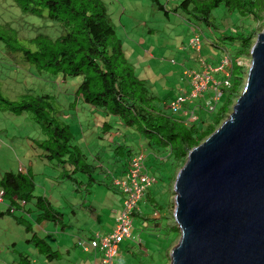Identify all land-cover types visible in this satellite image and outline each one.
I'll return each mask as SVG.
<instances>
[{"label":"trees","instance_id":"trees-1","mask_svg":"<svg viewBox=\"0 0 264 264\" xmlns=\"http://www.w3.org/2000/svg\"><path fill=\"white\" fill-rule=\"evenodd\" d=\"M156 4L164 12L169 25H172L171 17H177L180 14L178 8L182 7L181 13L192 16L210 34H218L228 42L229 47L223 51L218 62L226 57L233 60L249 56L254 35L259 33H255L254 26L264 18V0H184L172 11L158 2ZM170 13L179 14L169 16ZM17 22L22 26L15 27ZM192 26L194 29L191 38L198 34L201 48L204 45H214V41L207 40L206 32L195 24ZM125 45L117 37L115 26L101 0H0V51L13 61L15 71L20 75L18 81L21 82V92L18 94L14 95L12 92L13 96L5 97L0 91V111L17 116L26 114L42 129L45 139L35 147L54 166L57 175L59 174L57 181L68 184L73 192L82 193L83 202L93 194L95 186L103 185L101 180L93 178L97 167L100 168L98 173L104 177L109 174L107 169L100 166L101 152L109 154L110 161L120 164V178L126 174L132 160L139 155L138 151L131 152L125 135L128 137L137 134L138 140L145 142L147 148L157 149V154L162 153L163 158L170 156V171L174 173L176 168L180 169L184 165L188 152L216 130L228 113V110L216 113L215 107L210 112L215 115L208 118L206 125L203 121L188 125L175 118L172 114L175 111L167 100L151 93L150 86L135 73L132 64L128 62ZM188 47L187 44V49ZM191 51L200 55V51ZM237 67L244 66L240 67L232 61L223 69L230 77L231 86L227 89L232 88L234 70ZM186 71L199 72L193 69ZM214 76L216 79L224 78L222 73ZM41 83H62L66 87L72 85L64 89L62 98H59L52 89H44L39 93L31 89V86ZM185 84L188 88V84ZM239 85L242 86L241 82ZM238 92H232L233 100L231 98L228 103L230 110L239 97ZM65 93H71L73 101L68 102L64 97ZM76 104H81L84 112L90 115L97 113L101 118L100 135L97 133L95 140L99 148L96 149V145L89 152L82 148L84 136L81 128L80 143H77V133L75 135L65 122L69 114L61 110V106L67 105V109L73 114ZM184 108L185 106L180 107V111ZM198 112L202 113L197 109V114ZM101 134L106 136L101 137ZM104 146L108 147L107 150L103 149ZM140 153L145 162L142 147ZM119 154H125L124 164L123 157L118 156ZM173 178L168 176L169 181ZM33 181L29 169L24 173H5L0 178V193L7 206L4 211H0V217L22 211L26 215H34L33 222L36 226L50 221L59 225L63 215L53 210L45 198L33 196ZM112 181L111 188L110 185L105 186L108 190H114ZM72 185L75 186L74 190ZM116 189L120 192L117 187ZM148 191L144 196L148 195ZM18 202H23V206L20 207ZM147 202L152 211L143 221H155L151 227L152 232L162 234L166 231V236L170 235L169 231L176 233L174 224L170 228L164 225L163 220L168 218H163L162 212L167 205H159L154 199ZM29 205L32 207H28ZM14 221L24 227L26 234H30L27 242L33 246L37 256L48 262L61 261L62 255L51 250L44 239L32 232L29 219L18 216L14 217ZM138 248L131 256L141 258L142 264L152 262L153 254L143 250L142 245ZM32 262L28 256H20L17 264H33Z\"/></svg>","mask_w":264,"mask_h":264},{"label":"rangeland","instance_id":"rangeland-1","mask_svg":"<svg viewBox=\"0 0 264 264\" xmlns=\"http://www.w3.org/2000/svg\"><path fill=\"white\" fill-rule=\"evenodd\" d=\"M101 1L107 8V13L115 26L117 37L123 44H126L125 46H129L127 59L132 64L133 69H135V73L138 75L139 70L143 74L142 79L150 86L151 93L157 94L160 98H165L167 102L170 101V97L174 95L176 97L179 95V92L184 90L185 81L182 74L184 70L193 69L200 71L204 66L202 61L206 65L216 66L219 58L222 57L223 51L229 47L228 42L222 40L218 34L213 36L206 27L197 23L192 16L181 13L182 7L178 8L180 10L179 15L174 13L169 14V16H172V14L178 15L177 17H171L172 25H169L170 22L164 18V12L159 10L156 4L158 2L159 5L165 7L167 10L171 8L172 11L175 6L181 4L184 0H157V2L154 0H129L131 1L130 3L126 2L128 0ZM125 2L127 4H124ZM193 24L206 32L205 36L208 37V41H214L212 47L202 46L199 56L187 49L188 36L192 32L191 28ZM263 25V19L261 22L256 23V26H254L255 33L260 32ZM14 26L19 27L22 25L15 23ZM127 40L128 42H126ZM208 41L205 40L206 43ZM254 41L255 35L252 44ZM249 61V56L240 57V59L236 60L237 65L246 68L237 67L234 70L232 88L225 89L221 99L216 104V113L221 112V110H228L224 119L231 113L228 103L232 98L233 90H238V93H240L243 88L239 85V82L243 85L246 80ZM12 63L13 61L4 56V53L0 51V91L5 97L21 92V82L18 81L20 75L15 71ZM26 81L29 82V80ZM71 85L69 84L70 87ZM69 86L66 87L62 83H41L31 86V89L37 90L38 93L44 91V89H52L59 98H62L64 89H68ZM64 97L68 102L74 99L71 93H65ZM209 97L206 94L204 98L208 100ZM198 105L203 106L201 98L198 99ZM74 108L75 112L72 114L71 110L67 109V105L61 106L62 112L69 114L68 119L65 120L66 124L70 126L75 135L76 133L78 135L76 142L80 143L81 128L82 135L84 136L82 148L89 152L98 143L95 140L97 133L100 135L99 121L101 118H99L97 113L90 115L84 112L81 104L74 105ZM213 115L215 114L209 113L205 115L203 111L202 113L198 112V120L192 124L203 121L206 125L208 124V118ZM41 130L26 114L17 116L0 111V178L5 173L16 174L19 165L26 167L27 170H31V176L34 179L35 188L33 196L45 198L53 210L63 215L62 220L65 228H61V225L55 224L53 221L44 224L43 227L36 226L33 224V220L31 221L30 219L32 232L34 231L40 238H43L51 250L54 251L63 250L64 244H73L77 239L88 243L87 239L90 234L99 232V234L105 235L109 233L111 231L109 224L114 222V218L110 215H114L121 208L124 195L120 194L115 188H113L115 191L112 189L108 190L105 186L110 185L112 176L113 178H120V164L110 161L108 159L109 154L104 155L101 152L100 166L107 169L109 174L105 177L103 174H99V167H97L93 174V178L96 181L101 180L103 185L94 187L89 203L97 211L99 209L103 210L102 214H105L106 224L110 227V230L106 232L105 230H107L108 226H100L99 221L91 218V214L89 216L85 214L87 210L80 208L82 203L85 204L82 198L83 194L76 191L73 192L67 186L68 184H61V181H57L59 174L57 175L54 166L51 165V162L45 160L43 158L44 154L35 147L45 139V135ZM122 134H124V130ZM102 136L105 137L106 134H101ZM136 136L137 134H131L128 137L125 135V139L130 145L129 149L135 153L137 151L140 152L142 147L146 158L145 167L148 174L155 177L156 183L149 189L148 195H145L144 199L142 198L138 202L141 213H135L132 217V239L120 245V259L118 258L119 260L116 264H142L143 260L141 258H133L131 256L132 252L135 253L139 249V246L134 245V242L138 240L141 242L143 250H147L148 253L153 254L152 262H148V264H169V253L179 240L177 228L176 233L169 231L170 235L168 236L165 235L166 231L162 234L153 233L151 227L155 221L150 219L143 221V218L147 217V214H150L152 211L150 203H146L147 200L154 199L162 206L170 203V207L167 206L166 210L163 209L164 213L162 217L168 218L163 220L164 225L168 228L172 226L173 219L171 217L174 208V193L172 188L179 168H176L174 173H172L170 171L172 158L170 156L163 158L162 153L157 154V149L153 147L147 148L145 142L142 141L141 143ZM111 137L114 138V135ZM97 148H99V145ZM107 148L103 147L104 150H107ZM118 156L123 157L122 162L124 164L125 154H119ZM88 160L90 159L88 158ZM168 176L171 178L174 176V178L169 181ZM51 183L56 186L55 191ZM58 185L59 187H57ZM74 188L75 186L72 185L73 190ZM68 203L74 205L75 209L73 211L68 207ZM28 207L32 206L29 205ZM84 207L88 206L85 204ZM5 208L4 204H0V211H4ZM19 212L22 213V211H17L14 214L0 217V264H17L20 256H28L35 264H66L65 260L48 262L42 257L37 256L35 252L33 253L32 245L30 246L26 242L30 239V234H26L24 227L14 221V217L21 215L18 214ZM72 212H74V215Z\"/></svg>","mask_w":264,"mask_h":264},{"label":"water","instance_id":"water-1","mask_svg":"<svg viewBox=\"0 0 264 264\" xmlns=\"http://www.w3.org/2000/svg\"><path fill=\"white\" fill-rule=\"evenodd\" d=\"M249 57L231 113L176 174L169 264H264V26Z\"/></svg>","mask_w":264,"mask_h":264},{"label":"built area","instance_id":"built-area-1","mask_svg":"<svg viewBox=\"0 0 264 264\" xmlns=\"http://www.w3.org/2000/svg\"><path fill=\"white\" fill-rule=\"evenodd\" d=\"M191 46L198 48V38L191 41ZM229 58H225L217 69L204 68L201 72H185L188 84V97H177L171 103V109L182 116H186L189 120H196L194 109L188 108L180 111L183 103L192 104L195 99H203L206 92L210 93V99L204 103L207 111L214 109V104L219 101L222 92L221 87H229V75L224 74L221 82L212 78V72H218L224 69L226 65H230ZM179 111V112H178ZM113 184L119 188L124 195L120 211L115 217V224L111 233L96 237L91 242V248L97 249L102 253L100 264H114L117 254L118 245L124 241L131 240V215L135 211H139L138 202L142 200L144 193L148 191L154 184V179L150 177L143 165V156L138 155L132 160L128 172L121 180H115Z\"/></svg>","mask_w":264,"mask_h":264},{"label":"clouds","instance_id":"clouds-1","mask_svg":"<svg viewBox=\"0 0 264 264\" xmlns=\"http://www.w3.org/2000/svg\"><path fill=\"white\" fill-rule=\"evenodd\" d=\"M263 21H264V18H263ZM264 26V25H263ZM263 28V27H262ZM192 30L194 29V27H192L191 28ZM261 32V31H260ZM259 32V33H260ZM258 33V34H259ZM257 34V35H258ZM257 35L255 36V40H256V37H257ZM198 38L199 37V35L198 34H195V36L193 37V38H191V39H189V41H188V48L189 49H191V50H195V51H201V43L199 42V40H198V48H195V47H193V46H191V41L194 39V38ZM255 42V41H254ZM254 44V43H253ZM252 44V45H253ZM252 47V46H251ZM251 49V48H250ZM250 51V50H249ZM227 58H229V57H227ZM250 58V57H249ZM225 59V58H224ZM223 59V60H224ZM237 59H240V58H237ZM237 59H233V60H231L230 58H229V60H230V62H232L233 61V63H235L236 64V60ZM223 60H220L219 62H218V64L216 65V66H212V65H206L205 63H204V61H202V64L204 65L202 68H201V70L199 71V72H201L204 68H206V67H209L210 69H217L219 66H220V64H221V62L223 61ZM250 62V61H249ZM237 65V64H236ZM249 65H250V63H249ZM248 65V66H249ZM239 66V65H238ZM247 70H248V68H247ZM191 71V70H190ZM189 71V72H190ZM185 72H187L186 70L183 72L184 74H185ZM224 71L222 70V72L221 71H218V72H212V78L215 80V81H218V82H221L223 79H216V77L214 76V75H219L220 73H222L223 75L225 74V72L223 73ZM184 76V81L187 83V81H186V77H185V75H183ZM230 78V77H229ZM245 82V81H244ZM244 85V84H243ZM243 85H242V87H243ZM231 85H230V82H229V87H230ZM229 87H221V92H222V94H223V90H225V89H227V88H229ZM243 89V88H242ZM242 89H241V92H242ZM240 92V93H241ZM209 95L210 96V93L209 92H206L205 94H204V97H205V95ZM188 95H189V93H188V88H187V86H186V84H185V86H184V90H182V92H179V95L177 96V97H185V98H187L188 97ZM240 95V94H239ZM221 97H222V95H221ZM221 97H220V99H221ZM173 99V102L177 99H175V97H173L172 98ZM172 99H171V101L169 102V105H171V103H172ZM219 99V100H220ZM203 100V106L201 107V106H199L198 105V99H195L194 101H193V103L192 104H189V103H187V102H185V103H183L182 105H181V107L182 106H185V108H184V110L185 109H188V108H191V109H194V113H195V115H196V120H194V121H191V120H189V118L188 117H186V116H182L181 114H178V113H176V112H173L172 114L173 115H175V118H177V119H179V120H181L182 122H184L185 124H188V125H190V124H192L193 122H196L197 120H198V114H197V109H199L200 111H203L204 113H205V115L206 114H209L210 112H212V111H207L206 110V108L204 107V101L206 100L205 98H203L202 99ZM219 102V101H218ZM218 102H216V104L218 103ZM216 104H214V108L216 107ZM235 104V103H234ZM233 107V106H232ZM231 111H232V108H231ZM229 116V115H228ZM225 120V119H224ZM223 120V121H224ZM222 121V122H223ZM221 122V123H222ZM218 128V127H217ZM141 153L139 152V155H140ZM142 155V154H141ZM143 156V155H142ZM143 165H144V168H145V171H146V173L148 174V172H147V168L145 167V162H143ZM18 172H21V173H24L25 171L23 170V167L20 165L19 166V168H18ZM127 172H128V170H127ZM126 172V173H127ZM126 174H124L121 178H119V179H115V178H113V181H112V185L114 186V188L116 189V186L113 184V182L115 181V180H121L124 176H125ZM149 175V174H148ZM150 176V175H149ZM150 177H152V176H150ZM153 179H154V183H156V180H155V178L154 177H152ZM152 187V186H151ZM118 188V187H117ZM119 189V188H118ZM117 190V189H116ZM120 193H121V191H120ZM122 194V193H121ZM123 202V201H122ZM0 204H4L5 206H6V204L5 203H3V199H2V195H1V193H0ZM18 204H19V206L20 207H22L23 206V202H18ZM122 206V205H121ZM7 207V206H6ZM121 209V208H120ZM120 209L113 215V218H114V224H115V217H116V215H117V213L120 211ZM138 209H139V211H135V212H133L132 213V215H131V231H130V234H131V239H132V229H133V227H132V217H133V214L134 213H138V214H140L141 213V210H140V208L138 207ZM16 211H14L12 214H14ZM173 214V213H172ZM154 215V214H153ZM155 217L157 216V215H154ZM172 218V217H171ZM27 219H29V218H27ZM33 224H34V222H33ZM114 224H113V226H112V228H111V231H112V229H113V227H114ZM176 227V226H175ZM111 231L109 232V233H111ZM109 233H107V234H109ZM107 234H105V235H107ZM105 235H102V234H99V233H95V234H93L92 235V238H90V239H87V241H88V243H85L84 241H78V245L81 247V250L83 251V252H85V253H87L88 251H90V250H93V251H97L98 253H100V259L96 262V264H100L101 263V260H102V253L99 251V250H97V249H92L91 248V242L98 236V237H101V236H105ZM124 242H126V241H124ZM123 243V242H122ZM121 243V244H122ZM121 244H119L118 245V249H117V254H116V257H115V261H114V264H116V263H118V260L120 259L119 258V250H120V245ZM134 245L135 246H141V242L138 240L137 242H134ZM119 258V259H118ZM33 261V260H32ZM33 264H35V262L33 261L32 262Z\"/></svg>","mask_w":264,"mask_h":264},{"label":"crops","instance_id":"crops-1","mask_svg":"<svg viewBox=\"0 0 264 264\" xmlns=\"http://www.w3.org/2000/svg\"><path fill=\"white\" fill-rule=\"evenodd\" d=\"M126 2H128V3H130L129 1H126ZM124 3V4H127V3ZM192 27H194V26H192ZM192 35V32H191V34H189V36H188V41H189V39L192 37L191 36ZM128 45V44H127ZM129 47V46H128ZM127 46H125V53H126V55H127V53H128V51H129V48H128ZM176 51H178V50H176ZM153 58V57H152ZM138 77L139 78H141L142 79V73L138 70ZM176 94V93H175ZM175 96V95H174ZM173 96V97H174ZM173 97H170V101H171V99L173 98ZM173 100V99H172ZM169 101V102H170ZM168 102V103H169ZM96 145H98V144H96ZM96 145L94 146V148L93 149H95V147H96ZM92 149V150H93ZM20 166V165H19ZM19 166H18V168H19ZM30 166H31V164H30ZM23 167V170L24 171H26L27 169H26V167H24V166H22ZM31 171V170H30ZM31 173V172H30ZM52 184V183H51ZM52 186H54L53 187V189H54V191H55V188H56V186L54 185V184H52ZM57 187H59V185L57 186ZM96 187V186H95ZM70 188V190H71V187H69ZM72 191V190H71ZM93 191H94V189H93ZM93 195V194H92ZM91 195V196H92ZM73 196V195H72ZM91 196L89 197V198H87V199H85L84 200V202H85V204H86V206H88V207H84V203H82V205H81V209L83 208L84 210H87V212H85V214L86 215H90L91 214V218H93V219H95V221H99V224H100V226H102V227H104V226H108L107 224H106V221H105V217H104V213L102 214V209H99L98 211L95 209V208H93L91 205H90V203H89V200H90V198H91ZM170 203H168L167 204V206H169L170 207V205H169ZM68 207L69 208H71V210L73 211L74 209H75V207H74V205L73 204H70V203H68ZM167 208H165V210H166ZM59 211V210H58ZM81 211V210H80ZM73 213V215H74V212H72ZM83 213V212H82ZM163 213H164V211L162 212V215H163ZM18 214H21L20 216H23L25 219H27V218H29V220L31 219V221L32 220H34V215H26L24 212H19ZM103 215V216H102ZM168 215V214H167ZM112 218H113V214H111L110 215ZM43 224V225H42ZM44 224H47L46 222H44V223H41L39 226H41V227H43L44 226ZM113 224H114V222L111 224H109V226H111V228H112V226H113ZM59 225H61V228H65V226H64V223H63V220H62V218H61V221H60V224ZM107 227V230H105L106 232H108L109 230H110V227ZM34 232V231H33ZM99 233V232H98ZM92 235L93 234H90V235H88V239H90V238H92ZM38 236V235H37ZM39 237V236H38ZM40 238V237H39ZM69 238V237H68ZM43 239V238H42ZM78 241H81V240H75L74 242H73V244L71 243L70 245H68V244H64V249L63 250H60V251H58L61 255H62V259H61V261H63V260H65V263L66 264H96V262L100 259V253H98L97 251H93V250H90V251H88L87 253H85V252H83L82 250H81V247L78 245ZM27 242V241H26ZM28 243V242H27ZM30 246H31V244H30ZM32 248H33V246H32ZM32 251H33V253L35 252L34 251V248L32 249Z\"/></svg>","mask_w":264,"mask_h":264}]
</instances>
